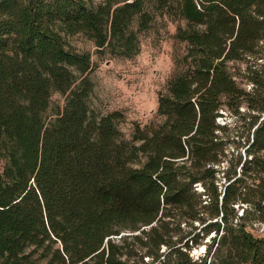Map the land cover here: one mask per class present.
Listing matches in <instances>:
<instances>
[{
  "label": "trees",
  "instance_id": "trees-1",
  "mask_svg": "<svg viewBox=\"0 0 264 264\" xmlns=\"http://www.w3.org/2000/svg\"><path fill=\"white\" fill-rule=\"evenodd\" d=\"M159 17L182 48L126 136L68 37L129 58ZM241 105L226 159L218 118ZM249 221H264V0H0V264H264Z\"/></svg>",
  "mask_w": 264,
  "mask_h": 264
},
{
  "label": "rangeland",
  "instance_id": "rangeland-1",
  "mask_svg": "<svg viewBox=\"0 0 264 264\" xmlns=\"http://www.w3.org/2000/svg\"><path fill=\"white\" fill-rule=\"evenodd\" d=\"M176 23L167 17L157 18L154 24L141 34L139 51L129 58L108 53L100 54L93 40L82 33L68 37L76 49L91 53L94 62L91 72L94 82L91 105L99 113L113 109L122 111L123 119L119 126L126 136L131 135L136 124L143 127L155 116L158 93L165 88L172 75L175 56L182 48V44L174 38ZM250 85L247 83L245 86L249 89ZM53 100L62 103L63 96L55 92ZM240 111L241 114L223 111V115L218 118L220 123H227L228 133L234 138L225 145L226 159L237 153L240 139L238 134L246 133L247 109L241 105ZM247 228L256 235H262L264 221H249ZM203 250L204 245L193 249L195 255Z\"/></svg>",
  "mask_w": 264,
  "mask_h": 264
}]
</instances>
